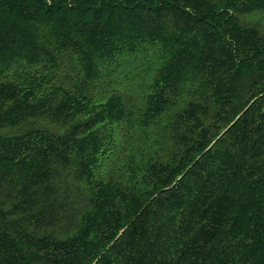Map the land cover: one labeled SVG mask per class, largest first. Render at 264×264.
Returning <instances> with one entry per match:
<instances>
[{
  "label": "trees",
  "instance_id": "trees-1",
  "mask_svg": "<svg viewBox=\"0 0 264 264\" xmlns=\"http://www.w3.org/2000/svg\"><path fill=\"white\" fill-rule=\"evenodd\" d=\"M0 264H264V0H0Z\"/></svg>",
  "mask_w": 264,
  "mask_h": 264
}]
</instances>
